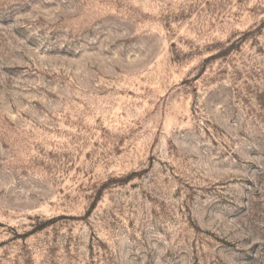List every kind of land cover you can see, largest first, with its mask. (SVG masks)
Masks as SVG:
<instances>
[{"label": "rangeland", "instance_id": "rangeland-1", "mask_svg": "<svg viewBox=\"0 0 264 264\" xmlns=\"http://www.w3.org/2000/svg\"><path fill=\"white\" fill-rule=\"evenodd\" d=\"M0 264H264V0H0Z\"/></svg>", "mask_w": 264, "mask_h": 264}]
</instances>
